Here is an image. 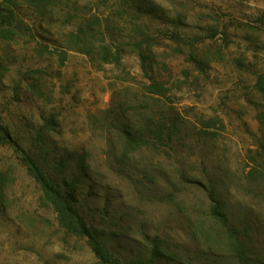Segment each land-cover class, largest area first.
Masks as SVG:
<instances>
[{
    "label": "rangeland",
    "instance_id": "1",
    "mask_svg": "<svg viewBox=\"0 0 264 264\" xmlns=\"http://www.w3.org/2000/svg\"><path fill=\"white\" fill-rule=\"evenodd\" d=\"M57 1L56 14L78 3L77 18H99L120 63L66 51L75 23L64 13L39 29L41 19L19 8L26 33L0 36L5 133L123 264L150 261L154 237L162 256L153 264H233L210 194L264 264V0ZM161 126L160 143L124 155L126 130L149 141ZM0 264H98L58 227L8 145Z\"/></svg>",
    "mask_w": 264,
    "mask_h": 264
},
{
    "label": "trees",
    "instance_id": "2",
    "mask_svg": "<svg viewBox=\"0 0 264 264\" xmlns=\"http://www.w3.org/2000/svg\"><path fill=\"white\" fill-rule=\"evenodd\" d=\"M57 4V0H0V28L3 27L0 30V36L6 35L10 38L15 35L16 31L26 33L28 26L22 18L18 17L17 11L19 8L32 11L41 19L39 25H37L39 29H42L43 23L52 24L56 16L61 19V15L64 13L63 18L66 19L64 24L75 23L73 32L64 36L67 43L66 51L81 53L90 60H93L94 55L98 54L101 56L103 63H120L122 50L118 48L115 52H112L106 45L105 30H102V23L99 18H77L78 16L75 13L78 3L70 6L68 8L70 11L66 13L59 11L62 14H56L54 9H56ZM173 41L182 42L177 36H173ZM140 46L141 43L133 44V47ZM259 85L263 87L261 93L264 96V76L259 77ZM151 131L152 133L155 131V134L150 136L149 141H145L126 130L124 132V155L134 153L143 144L146 146L150 142L160 143L163 139L164 127L161 126ZM167 131L171 130L167 128ZM2 145H8L13 150L22 166L25 167L28 176L40 187L42 201L53 210L57 225L65 235L84 240L98 264H123L110 252L106 242L107 234L89 224L81 216L79 210L73 205L71 197L65 193L50 174L10 139L0 123V146ZM210 196L213 205L209 215L225 230L221 232L225 240L227 259L232 261L233 264H256L246 242L239 237V231L228 228L223 206L214 200L212 194ZM146 240L150 244L151 260L140 264H153L156 259L162 256V244L157 237L153 239L146 238Z\"/></svg>",
    "mask_w": 264,
    "mask_h": 264
}]
</instances>
